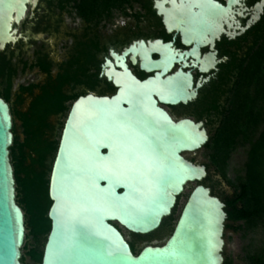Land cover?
<instances>
[{
  "label": "water",
  "instance_id": "1",
  "mask_svg": "<svg viewBox=\"0 0 264 264\" xmlns=\"http://www.w3.org/2000/svg\"><path fill=\"white\" fill-rule=\"evenodd\" d=\"M37 1L0 0V51L21 37L16 26L26 17L28 5ZM190 1L197 12L186 11V0H170L169 9L158 6L168 29L175 27L184 38L186 32L197 34V42L214 29L213 24H218L219 33L217 18L229 7L214 0ZM135 51L144 71L162 68L163 74L177 53L160 40L149 48L143 41L135 43L122 57L113 54L123 71L110 64L106 72L118 87L115 95L87 94L73 102L49 177L50 229L41 264L224 263L225 204L202 184L206 166L182 156L202 149L209 134L202 121L175 122L157 105L156 98L170 104L195 98L192 76L178 72L163 79L156 72L139 80L122 63L123 56ZM153 52H159L160 59H153ZM12 129L9 105L0 97V264H22L26 237L10 161ZM191 184L195 185L165 242L146 244L134 254L114 223L136 235L154 232Z\"/></svg>",
  "mask_w": 264,
  "mask_h": 264
},
{
  "label": "flooded vegetation",
  "instance_id": "2",
  "mask_svg": "<svg viewBox=\"0 0 264 264\" xmlns=\"http://www.w3.org/2000/svg\"><path fill=\"white\" fill-rule=\"evenodd\" d=\"M100 1L97 2L100 3V7L87 3L86 0H38L35 6L28 5L26 17L16 26L21 37L16 43L8 44L0 51L12 55V63H17L18 67L11 92L14 102L11 103V98L7 101L13 118V135L15 125H19L22 131V139L19 140L15 136L14 139L16 138L19 143L25 140L16 108L21 113H28L31 103L41 94L42 88H46L49 93L59 88L62 95L70 97L64 102L67 106L64 113L66 119L73 102L80 96L93 94L111 97L116 94L118 87L114 84L113 75L108 76L106 72L110 70V64L117 71L121 72L123 69L119 64L120 60L116 62L113 54L122 57L125 49L135 43L138 46L143 41L146 48H149V43L157 40L162 44H168L177 52L171 68L164 74L162 68L152 72L144 71L141 68L140 53L137 51L123 56L122 63L139 80L154 76L156 72L162 73L163 79L178 72L190 74L192 89L196 92L195 98L175 104L164 103L156 98L157 105L175 122L186 118L195 122L202 121L210 135L211 126L207 121L208 118L215 119V111L212 108L213 96L221 89V78L227 76L235 64L231 63L232 57L239 63L254 47L258 36L263 33L264 0H214L224 7L228 6V12L217 18L220 24L219 33L215 31L218 24H213L214 29L205 33L201 42H197V34L186 32L184 38L181 31L175 27L168 29L158 6L161 5L163 9L171 8L170 0H118L111 10L103 9ZM176 1L178 3V0ZM184 3L186 11L191 9L197 12V7L190 8L192 5L190 0ZM116 15L119 19L115 18ZM187 21L186 15V28L189 25ZM183 40L188 43H184ZM132 57L135 63H132ZM152 58L160 59V53L153 52ZM22 77L26 79L30 77L31 81H21ZM30 85H35L31 93L19 91L21 86ZM17 95L22 99L20 106L15 104ZM226 97L222 95L217 101L220 107L225 103ZM197 112L202 116H198ZM53 117H57L54 124L50 122ZM62 117L63 114L60 113L47 117V122L57 127L56 149L52 158L48 159L50 163L48 185L65 122V119L61 122ZM45 137L54 139L49 131ZM26 152L30 153L29 149H26ZM182 156L186 159V152H183ZM187 159L194 162L191 158ZM184 193L177 198L172 210L171 215L174 218ZM185 201L186 197L184 203ZM180 211L171 229L168 227L161 229L166 219L164 218L154 232L143 236L133 235L150 241L161 239L167 233V239L172 233ZM114 225L124 235L122 231L124 229L117 223ZM151 243L150 241L147 244Z\"/></svg>",
  "mask_w": 264,
  "mask_h": 264
},
{
  "label": "trees",
  "instance_id": "3",
  "mask_svg": "<svg viewBox=\"0 0 264 264\" xmlns=\"http://www.w3.org/2000/svg\"><path fill=\"white\" fill-rule=\"evenodd\" d=\"M98 1L100 0H86L87 3L99 6ZM117 1L100 2L103 9L111 10ZM258 37L254 47L239 63L232 57L231 63L235 64L231 72L221 78V89L213 96L215 119L208 118L207 123L211 126L209 141L203 147L209 152V162L216 173L227 179L231 153L238 146L248 145L244 176L237 178L236 182L228 180L234 190L232 194L217 189L209 172L202 181L225 204V230L246 229L251 233L260 231L263 234L261 246L247 256L248 264H264V31ZM16 64L12 63V55L0 53V97L6 102L11 98L18 68ZM34 88L35 85L21 86L19 91L31 93ZM222 95L227 97L220 107L217 101ZM68 98L70 97L61 94L59 88L53 93L42 88L41 94L31 103L28 113H21L17 108L15 110L25 135L23 143L15 138L10 147L16 200L24 211L28 230L22 263L25 256H29L35 264H41L44 243L50 229L47 217L51 203L48 197V159L54 155L57 145V127L50 125L47 117L56 113L64 115L67 110L64 102ZM15 104H22L19 95L16 96ZM197 115L202 116L198 112ZM47 131L53 134V140L45 137ZM26 149L30 153L27 154ZM208 167L206 165L207 169ZM174 220L172 215L164 219L161 229H171ZM238 222L242 224L236 227L235 223ZM129 243L132 252L137 254L139 250L134 241ZM223 264H231V261L225 257Z\"/></svg>",
  "mask_w": 264,
  "mask_h": 264
},
{
  "label": "rangeland",
  "instance_id": "4",
  "mask_svg": "<svg viewBox=\"0 0 264 264\" xmlns=\"http://www.w3.org/2000/svg\"><path fill=\"white\" fill-rule=\"evenodd\" d=\"M116 19H119V16L116 15ZM21 81H27L30 82L31 78H21ZM14 102V96L12 95L11 103ZM65 119V115L61 118V122H63ZM57 117L51 118V123H56ZM58 128V133H59ZM21 129L19 125H15L14 127V136L17 137L19 140L22 139L21 136ZM247 150L248 145L244 146H238L235 148V150L231 153L230 159H229V166L227 170V179L222 178V176L218 173H216L215 168L210 164L209 162V152L202 148L194 153H186V158H191L196 162L197 164L201 165H207L209 166L207 171L211 173L213 176V182L217 189L225 191L229 194H232L233 187L228 183V180H231L233 182L237 181V178H242L244 176V164L246 161L247 156ZM195 184H191L187 187L184 195L181 197L179 201V205L177 207V211L175 214V218L180 211V208L182 207L185 197H187L188 193L191 191ZM211 189V188H210ZM242 222L235 223L236 227L241 225ZM126 239L128 241H134L135 246L138 250H140L145 244L152 242L151 244H162L167 237V233L162 236L161 239H152V240H146L141 239L138 236H135L125 230H122ZM28 230H26L27 234ZM224 249H223V256L224 258L227 257L231 264H248L247 256L250 254L252 255L255 251L258 250V248L261 246V243L263 241V234L258 231L251 233L250 231H247L246 229H239V230H225L224 231ZM22 256L26 253V251L22 248ZM22 264H35L29 256H25Z\"/></svg>",
  "mask_w": 264,
  "mask_h": 264
}]
</instances>
